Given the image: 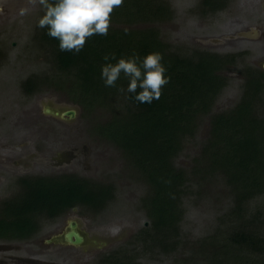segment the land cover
Masks as SVG:
<instances>
[{
	"label": "rangeland",
	"instance_id": "1",
	"mask_svg": "<svg viewBox=\"0 0 264 264\" xmlns=\"http://www.w3.org/2000/svg\"><path fill=\"white\" fill-rule=\"evenodd\" d=\"M160 1L169 6L170 17L166 16L161 22L136 25L135 29L156 30L163 42L182 55L188 56L199 50L227 51L230 56H235L234 65H225V70L219 74L225 79L226 86L217 94L207 115L197 117L196 132L184 139L183 148L173 161L174 167L181 169L186 179L179 202L182 212L177 224L180 242L169 252L162 253L154 241L155 234H150V238L142 234L145 228L151 227L145 205L149 186L140 172L131 167L126 153L99 135L102 132L98 124L108 119L111 110L93 107L87 111L72 102L67 92L52 87V82H56L67 90L68 82L57 73L50 48L40 39L39 20L45 14V7L39 0L35 5L30 0H0V118L2 115L8 117L4 126L0 125L2 146L11 145L5 136H13V133L22 143L24 132L33 126L35 133L30 146L35 147L36 152L32 164L35 174H72L89 181L93 187L107 186L112 194L98 210L78 206L75 212L69 210L63 214L67 220L77 219L90 237L96 235L94 248L46 245V239L64 229V221L51 222L40 216L37 219L39 229L31 240L0 244V259L4 264H105L107 259L120 262L130 259L133 264H211L216 259L220 264H229L230 260L246 256L238 248H226V237L239 229L236 219L241 217L239 212L233 211L235 197L230 186L217 168H212L216 173H209L211 169L206 162L212 116L234 110L243 99L247 71H262V65L250 63L264 64L261 0H249L244 5L238 1V6L214 17L200 15L201 0ZM21 8H29L28 15L21 16ZM120 9L123 7L114 8L110 18L123 17L115 14ZM243 34L256 41L240 39L239 35ZM30 78L36 79L37 94L27 97L21 88ZM261 85V92L250 98V102L256 117L264 122V84ZM50 104L77 108L79 112L73 122H56L42 114L43 105ZM19 122L20 127L25 128L18 134L16 125ZM70 148H76V154L69 156V161L63 160L61 153ZM204 151L207 153L203 154ZM4 186H0V194ZM27 195L25 192L14 204L15 217L33 215L20 210L31 203ZM8 209L12 211L11 207ZM256 211L260 215L258 227L264 235V194L242 203L245 219Z\"/></svg>",
	"mask_w": 264,
	"mask_h": 264
},
{
	"label": "trees",
	"instance_id": "2",
	"mask_svg": "<svg viewBox=\"0 0 264 264\" xmlns=\"http://www.w3.org/2000/svg\"><path fill=\"white\" fill-rule=\"evenodd\" d=\"M121 7L123 9L115 14L123 17L110 18L108 34L86 38L83 50L78 54L60 51L59 40L48 36L47 28H41L40 39L50 48L57 73L68 82L67 90L56 82H52V87L67 92L72 102L87 111L93 107L111 110L108 119L98 124L103 134L99 135L126 153L131 167L144 177L149 186L145 205L151 227L145 228L142 234L147 238L155 234L156 246L160 252L167 253L180 242L177 224L182 212L179 202L186 182L184 172L176 169L173 161L181 152L184 139L196 132L197 117L207 115L217 94L226 86L225 79L219 76L220 71L225 70V65H221L224 59L209 54L182 55L163 42L156 30L135 29L136 25L161 22L166 16L170 17L166 3L132 0L131 3L123 1ZM150 53L162 56L164 75L169 80L162 88L159 100L151 104L140 103L132 98L133 94L119 92L120 87L126 90L129 83L123 72L116 87L105 86L101 79L103 65L115 64L120 58L134 55L142 61ZM112 54L116 59L104 60ZM247 76L243 99L236 108L212 116L210 149L203 154L208 155L206 164L211 169L208 172L214 174L212 168H217L230 186L235 197L233 211L239 212L241 217L236 219L239 229L226 237V248H238L246 256L230 261L264 264V235L258 227L260 215L257 211L248 219L242 215L243 202L264 194V122L256 117L250 102V98L261 92L264 71L248 70ZM32 83H36L35 78L24 82L22 88L31 91ZM139 91L138 88L137 93ZM28 187L27 200L31 203L20 210L33 215L27 218L18 215L14 221L4 220L1 236L9 233L28 239L38 231L40 216L55 219L75 206L98 210L112 197L107 186L93 187L89 181L73 175L37 180ZM104 261L105 264H133L130 259ZM211 264L220 263L215 259Z\"/></svg>",
	"mask_w": 264,
	"mask_h": 264
},
{
	"label": "clouds",
	"instance_id": "3",
	"mask_svg": "<svg viewBox=\"0 0 264 264\" xmlns=\"http://www.w3.org/2000/svg\"><path fill=\"white\" fill-rule=\"evenodd\" d=\"M32 5L37 0H30ZM46 9L39 20V27L47 28V35L59 40L60 51L78 54L83 50L86 38L93 35L106 36L110 27V15L114 8L120 7L123 0H39ZM29 8H21L20 15H28ZM116 59L115 55L105 56L104 60ZM159 53H150L142 61L136 55L120 58L115 64L106 63L101 68V79L106 87H116V81L124 73L129 83L119 92L133 94L136 101L151 104L159 100L162 88L169 83L165 77L166 69L161 64ZM138 61L139 64L137 63ZM140 91L137 93V89Z\"/></svg>",
	"mask_w": 264,
	"mask_h": 264
},
{
	"label": "flooded vegetation",
	"instance_id": "4",
	"mask_svg": "<svg viewBox=\"0 0 264 264\" xmlns=\"http://www.w3.org/2000/svg\"><path fill=\"white\" fill-rule=\"evenodd\" d=\"M238 1H240L239 3H241V5L247 4L249 3V0H201L199 5H200V10H202V12L200 13V15H204V16H218L221 15L223 11H226V9L231 10L232 6L237 5L238 6ZM198 5V6H199ZM262 9H264V0H261V5ZM234 33H237V31H235ZM240 39H252L254 41H256V38H249L247 35L243 34V35H239ZM254 37V36H253ZM214 47V46H213ZM215 49V48H213ZM209 54V55H216L219 57H222L224 59V64L221 63V65H234V62L232 61V56H230L231 53H228L227 51L225 53H219L218 51H199V50H194V52L192 53L193 56H196V54ZM222 54V55H220ZM224 54V55H223ZM241 56V55H239ZM235 59V58H234ZM252 65H262V71H264V64H258L254 61L250 62ZM250 65V64H249ZM222 71H220L221 73ZM219 73V74H220ZM28 79L25 80V82ZM264 83V82H263ZM34 85V87L32 88L33 90L31 91H26L25 89L21 88V91L27 96L30 97L36 95L37 93L35 92L36 89V83H32ZM41 89V88H40ZM41 92H45V91H41ZM40 93V92H38ZM59 107H62L60 105H56ZM64 108V107H63ZM30 112H32V108H30L29 110ZM79 112V111H78ZM77 112V114H78ZM42 114L43 116H47L50 119H53L56 122H62V123H68L70 121H67L66 119H63V117H57L53 114H49L45 112V105H43V110H42ZM8 117L5 115H2V117L0 118V125L4 126V122L5 119H7ZM73 122V121H72ZM16 124V122H15ZM24 124V122H23ZM20 122L17 123V127H18V134L19 132L24 130V126L20 127ZM16 129V127H15ZM34 133H35V127L31 126L28 128V132H24V137L22 138V143H20L15 137L16 135L13 133V136H8L6 135L5 138L7 140L10 141L11 145H8L7 148L5 146H2L1 142H0V151H5V154H0V186H4V189H2V192L0 194V233H1V227H2V222L5 221H14L17 220V218L14 216V204H17L20 200V197L28 190V186L29 185H34L35 181L37 180H41V179H49L51 177H65L66 175H72V174H67V173H63L60 175H41V174H35L36 172H34V168L32 167V164L34 163L33 161L35 160L36 157V152H35V147H31L30 143H31V138L34 137ZM3 134V133H2ZM1 134V135H2ZM15 140H17L18 142H16ZM22 150L20 153H18L16 150ZM63 155H61L63 160L69 161L70 157L69 156H73L76 154V148H70V149H66L64 151V153H61ZM60 155H58L59 157ZM26 158V161H24ZM20 160H23V164L20 163ZM21 168V170H20ZM33 173V174H32ZM35 174V175H34ZM75 176V175H73ZM76 177V176H75ZM79 178V177H77ZM9 207H11L12 211H9ZM81 207V206H79ZM78 206L72 207L70 209V211L75 212L77 209H79ZM17 211V210H16ZM15 213H18L16 212ZM67 213V212H66ZM64 215L59 216L55 219H51V218H46L47 220H51V222L53 221H64V225L62 224V226H64V229L62 231H60V233L55 234L51 237H49L48 239H46L44 241V243L46 245H57V243L55 242H49V240H51L54 236H57L59 234H62L66 231L67 227L69 226L71 220H67L65 218H63ZM37 232V231H36ZM36 232L34 234H32L31 237H29L28 239H21L17 236H13L11 234H7L6 236H1L0 235V244L4 245V243L7 245L10 243H16V242H26L31 240L34 235L36 234ZM86 233V232H85ZM87 234V233H86ZM95 236L93 234V236H87V239L89 240V243L85 245V247H83L82 249H86V248H94L96 246V244L94 243L95 241ZM81 248V247H79ZM8 250V249H7ZM1 252V251H0ZM0 264H4V261L2 260V258L0 259Z\"/></svg>",
	"mask_w": 264,
	"mask_h": 264
},
{
	"label": "water",
	"instance_id": "5",
	"mask_svg": "<svg viewBox=\"0 0 264 264\" xmlns=\"http://www.w3.org/2000/svg\"><path fill=\"white\" fill-rule=\"evenodd\" d=\"M45 112L49 114H53L57 117H63L67 121H74L77 116V108H63L56 105H45ZM87 234L81 228L80 223L77 219L72 220L67 227L66 231L62 234L54 236L49 242H55L58 245L63 246H73V247H85L86 244L89 243L87 239Z\"/></svg>",
	"mask_w": 264,
	"mask_h": 264
}]
</instances>
